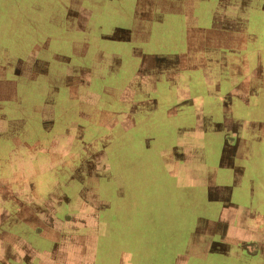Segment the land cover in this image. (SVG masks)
<instances>
[{
  "label": "rangeland",
  "instance_id": "1",
  "mask_svg": "<svg viewBox=\"0 0 264 264\" xmlns=\"http://www.w3.org/2000/svg\"><path fill=\"white\" fill-rule=\"evenodd\" d=\"M263 184L264 0H0L2 260L246 264Z\"/></svg>",
  "mask_w": 264,
  "mask_h": 264
},
{
  "label": "crops",
  "instance_id": "2",
  "mask_svg": "<svg viewBox=\"0 0 264 264\" xmlns=\"http://www.w3.org/2000/svg\"><path fill=\"white\" fill-rule=\"evenodd\" d=\"M137 1L138 0H135V4H137ZM164 97V96H163ZM184 97V96H183ZM177 99H180V98H177ZM155 110H157V107H154V108H151V111L152 112H154ZM165 110V112H166V110L167 109H164ZM178 112L181 114L182 112H186L188 115H189V117H188V120L186 121V122H184V124H187V125H189L190 123H195V121H194V113L192 114L191 112H190V110H189V108L188 109H179L178 110ZM159 113H162V110H160V112ZM175 113H176V111H175ZM189 113H191V114H189ZM165 117L167 118L168 117V115H167V112L165 113ZM169 118V117H168ZM166 119V121H168V122H171V121H173L172 119V117H171V119ZM193 127H195V128H199V127H202L201 126V122H199V120H196V123H195V125L193 126ZM187 130V129H186ZM170 155H172V153L171 154H169V156ZM229 167V170L228 171H225L227 174H230V176H232L233 177V179H232V182L231 183H226V182H222V190H223V192L222 193H224V194H222V198L224 199V198H226V199H228V197H230V196H232V194H233V192H234V190H239V188H240V184H241V180H242V172H241V170L242 169H239V167L238 166H235L233 163L231 164V165H229L228 166ZM242 168V167H241ZM227 170V169H226ZM81 181H83V180H81ZM250 184L251 185H249L246 189H247V191H248V193L249 194H252V195H254V187H253V185H254V180H250ZM263 188H264V184H263V186H262ZM93 192H94V190H92ZM92 196H94V197H96L97 195L96 194H92ZM82 198V197H81ZM80 199V198H79ZM212 200H214V201H217V196H216V198H214V199H212ZM83 205V203L82 202H80V207H82L81 209H80V213H84V206H82ZM102 209L103 208H106L107 206H108V203L107 202H102ZM89 207V206H88ZM223 207H226V205H224V206H222L221 208H223ZM94 209H96V207L95 206H92V205H90V210L92 211V210H94ZM49 213V212H48ZM48 213H47V210L46 209H44V210H42V213H41V211H39V213L38 214H36L34 217H35V219H37V217H41V215H45V216H47L48 215ZM38 215V216H37ZM65 215V214H64ZM50 216H52V214L51 215H49L48 217L50 218ZM82 220V219H81ZM81 220L79 221L80 223H81ZM23 222H25V223H28L29 225H31V222L33 221H31V220H27L26 221V219L24 220H22ZM256 221H257V218H256ZM258 224H259V222H257V227H258ZM81 225V224H80ZM252 228L253 229H255L256 228V226L255 225H253L252 224ZM258 230H259V228H258ZM253 239V238H252ZM250 244H252L253 245V252L252 253H250V252H247V254H246V257L245 256H243V258L245 257V258H248V259H246L249 263H247L246 262V264H264V237H261V238H259V239H255V241H252ZM94 245H95V237H94V235H93V238H91L90 237V245L88 246V248L87 249H89V253L88 252H81V253H79V255H76V254H72V253H60V254H57L56 252L53 254V261L55 260V264H92V262H94ZM52 254V253H51ZM237 255H239V254H237ZM45 256V255H44ZM176 256L177 257H175V260L176 259H180V258H182L183 257V255L181 254H176ZM41 257V256H40ZM47 257V256H46ZM41 260H42V262H41ZM38 261V260H37ZM38 264H49V262H47V259H45L44 257H42V259H39V262H37ZM0 264H9V262H5L4 260H2V258H0Z\"/></svg>",
  "mask_w": 264,
  "mask_h": 264
}]
</instances>
